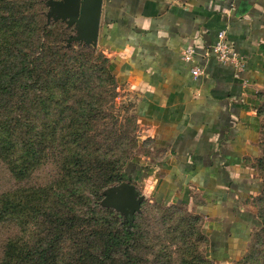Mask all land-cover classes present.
Wrapping results in <instances>:
<instances>
[{"label": "crops", "instance_id": "crops-1", "mask_svg": "<svg viewBox=\"0 0 264 264\" xmlns=\"http://www.w3.org/2000/svg\"><path fill=\"white\" fill-rule=\"evenodd\" d=\"M231 2L104 0L98 41L119 83L138 96L148 150L130 162L131 179L156 201L195 206L219 263L245 248L258 219L244 200L261 190L250 164L261 135L264 0ZM223 29L242 70L205 55ZM187 46L197 50L194 62L181 55Z\"/></svg>", "mask_w": 264, "mask_h": 264}, {"label": "rangeland", "instance_id": "rangeland-1", "mask_svg": "<svg viewBox=\"0 0 264 264\" xmlns=\"http://www.w3.org/2000/svg\"><path fill=\"white\" fill-rule=\"evenodd\" d=\"M45 2L46 0H34V10L38 17L36 20L41 25L43 23L48 25L50 32L46 37L47 43H58L64 49H71L72 56L77 57V60L71 62L75 66L74 80L71 87L63 91L64 93L62 89L55 90L57 93L51 100L53 112L51 118L54 120V131L57 136L56 140H53L54 147L47 157V162L32 175L17 178L11 167L0 159V201L4 198L21 199L25 206L21 213L18 208L8 209L4 219H0V263L6 246L12 241L15 246L24 245L31 250L41 242L59 238L61 224H53L55 218L48 213L49 211L40 209L42 202H47L49 198L51 200L53 198L54 210H63L71 216L73 212L69 210V206L79 201V195H89L97 201L98 206L118 213L121 221L125 218L124 212L108 205L106 200L108 189L120 183L112 182L99 188L100 191L95 196L91 193L90 177L83 176L81 184H78L80 189H74L70 193L66 201L67 207L63 208H59L61 203L58 192L40 191L44 186L54 185L61 176L63 141L60 140V130L65 123H59L58 120L63 117L61 111L64 107L59 106L63 105L64 97L68 106L64 115H68V118L63 121L67 125L71 120L85 122L82 114L87 113L88 133L81 142V149L94 157L106 158L103 163L106 172L120 168L127 160L133 158V161L137 156L146 154L148 150L140 138L142 128L136 113L138 102L136 93L129 86L119 83L117 76L110 70L108 54L99 45H86L74 41L68 47L67 38L77 34L75 25L69 27L63 20H55L53 17L48 22L47 14L50 7ZM1 6L3 5L0 2V14L3 15L5 11ZM65 62L66 59L59 61L58 66L61 67ZM41 96L46 97L45 92H41ZM258 99V114L261 118L259 152L257 157L251 160L250 165L254 170L255 180L261 184V190L244 200V205L256 215L258 224L252 227L251 237L242 253L230 262H215L208 256L210 237L205 224L206 219L197 212L195 206L157 202L149 192L144 191L142 185L131 179L128 182L134 183L139 195L143 197L135 222L130 226L138 234L134 247L140 260L139 264H264V89L258 93ZM44 117L42 111L40 118L43 125ZM69 148H73L72 145ZM129 166L130 164L126 167L128 172ZM102 182L100 177L96 180V185L102 186ZM81 208L86 210L87 206ZM103 215L108 219L113 218L106 212ZM86 225L84 224L85 227ZM60 248L62 255L74 251L72 238L62 242Z\"/></svg>", "mask_w": 264, "mask_h": 264}, {"label": "trees", "instance_id": "trees-1", "mask_svg": "<svg viewBox=\"0 0 264 264\" xmlns=\"http://www.w3.org/2000/svg\"><path fill=\"white\" fill-rule=\"evenodd\" d=\"M19 1L0 0L5 11V14H0V159L11 167L17 178H22L32 175L45 164L54 147L53 140H56L57 133L51 118V100L57 93L55 90L62 89L64 93L71 87L75 67L71 62L77 57L72 56L71 49L46 42L50 30L46 23L41 25L37 22L34 0ZM65 59L66 62L59 67L58 62ZM41 92H45L46 97L41 96ZM66 102L64 97L63 105L59 106L64 107L61 111L63 117L58 120L59 123H65L60 130V140L63 141L61 176L54 185L40 189L58 192L59 208L67 207L70 193L80 189L78 184H81L83 176L90 177L91 193L95 196L99 188L109 183L130 181L126 167L133 159L127 160L120 168L106 172L103 164L106 158L94 157L81 149V142L88 133L86 126L89 116L83 113L85 122L71 120L67 125L63 121L68 118V115H64L68 107ZM42 111L45 125L41 124ZM70 145L73 148H69ZM100 177L103 182L98 187L96 180ZM42 204L40 209L49 211L55 218L53 224H61L59 238L41 242L31 250L24 245L15 246L11 240L0 264L140 263L134 247L138 234L130 228L138 211L121 221L118 213L98 206L97 201L83 194L79 195L78 202L69 206L73 212L71 216L63 210H54L53 198ZM81 206H87V209L83 210ZM24 207L21 199H1L0 219H4L8 209L18 208L21 213ZM105 212L113 218L108 219L103 215ZM84 224H87L86 227ZM67 238H72L74 251L62 255L60 244Z\"/></svg>", "mask_w": 264, "mask_h": 264}, {"label": "water", "instance_id": "water-1", "mask_svg": "<svg viewBox=\"0 0 264 264\" xmlns=\"http://www.w3.org/2000/svg\"><path fill=\"white\" fill-rule=\"evenodd\" d=\"M104 0H46L50 7L48 22L53 17L63 20L69 27L75 25L76 35L67 38L68 47L75 41L97 46ZM108 205L133 216L140 210L143 197L139 196L136 186L128 181L112 186L106 192Z\"/></svg>", "mask_w": 264, "mask_h": 264}, {"label": "built area", "instance_id": "built-area-1", "mask_svg": "<svg viewBox=\"0 0 264 264\" xmlns=\"http://www.w3.org/2000/svg\"><path fill=\"white\" fill-rule=\"evenodd\" d=\"M235 0H232L230 4L231 9H235ZM197 50L194 46H187L181 52L184 60L188 62H194L196 58ZM213 55L215 59L222 64H230L237 70L244 68V60L242 56L237 52L233 44L228 39V33L226 29L221 30L218 33V39L215 44L207 49L205 55ZM203 73L201 67L194 65L192 68V74L194 77H198Z\"/></svg>", "mask_w": 264, "mask_h": 264}]
</instances>
